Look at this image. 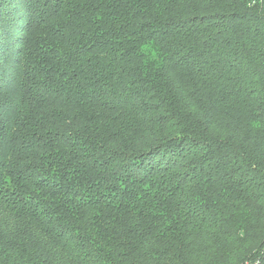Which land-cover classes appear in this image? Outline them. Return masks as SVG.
I'll return each mask as SVG.
<instances>
[{
	"label": "trees",
	"instance_id": "trees-1",
	"mask_svg": "<svg viewBox=\"0 0 264 264\" xmlns=\"http://www.w3.org/2000/svg\"><path fill=\"white\" fill-rule=\"evenodd\" d=\"M0 264H264V0H0Z\"/></svg>",
	"mask_w": 264,
	"mask_h": 264
},
{
	"label": "rangeland",
	"instance_id": "rangeland-1",
	"mask_svg": "<svg viewBox=\"0 0 264 264\" xmlns=\"http://www.w3.org/2000/svg\"><path fill=\"white\" fill-rule=\"evenodd\" d=\"M7 61H8V66H12L13 65V59L10 56L7 57Z\"/></svg>",
	"mask_w": 264,
	"mask_h": 264
}]
</instances>
